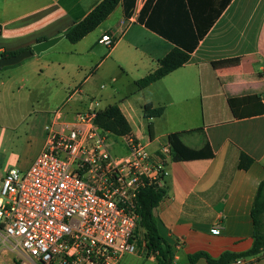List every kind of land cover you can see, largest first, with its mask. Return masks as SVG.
Instances as JSON below:
<instances>
[{
    "label": "crops",
    "instance_id": "0c3cea01",
    "mask_svg": "<svg viewBox=\"0 0 264 264\" xmlns=\"http://www.w3.org/2000/svg\"><path fill=\"white\" fill-rule=\"evenodd\" d=\"M100 1L0 0V52L25 50L64 33ZM104 34L115 38L112 47L98 42ZM53 46L31 55V64L40 65L31 69L32 85L40 86L43 76L65 89L60 106L72 102L79 107L69 106L66 117L96 101L99 108L115 104L130 133L150 150L173 132H182V143L191 148L209 144L212 157L173 161L170 155L166 161V193L155 215L159 233L172 246L174 263L187 264L196 251L217 258L225 251L249 249L250 210L264 178V98L256 97L264 93V0H119L83 38L72 43L64 36ZM175 46L189 52L188 60L138 89L136 80L155 70ZM14 68L18 72L20 67ZM65 72L71 82L54 78ZM94 79L114 84L117 96L104 97L99 90L103 86L98 89ZM76 87L80 91L69 97ZM245 97L232 107L231 99ZM88 101L93 106L88 107ZM148 102L162 106V114L144 118L142 106ZM136 118L151 125V137L134 128ZM156 122H162L161 127ZM43 140L42 130L29 156L18 154L20 168L30 165ZM241 152L253 159L247 169L237 166ZM118 264L159 262L143 247ZM194 264L212 263L199 258ZM241 264H264V250L242 258Z\"/></svg>",
    "mask_w": 264,
    "mask_h": 264
},
{
    "label": "built area",
    "instance_id": "2783aa9c",
    "mask_svg": "<svg viewBox=\"0 0 264 264\" xmlns=\"http://www.w3.org/2000/svg\"><path fill=\"white\" fill-rule=\"evenodd\" d=\"M115 41L98 39L109 48ZM99 109L96 101L68 118L58 106L30 165L0 177V264H118L143 248L137 196L146 186H164L171 147L167 140L150 150L128 133L121 136L126 151L114 155L109 132L94 121Z\"/></svg>",
    "mask_w": 264,
    "mask_h": 264
},
{
    "label": "trees",
    "instance_id": "16d2710c",
    "mask_svg": "<svg viewBox=\"0 0 264 264\" xmlns=\"http://www.w3.org/2000/svg\"><path fill=\"white\" fill-rule=\"evenodd\" d=\"M119 0H101L87 15L73 23L64 34L68 41L74 43L83 38L94 28H96L115 8ZM129 14L127 13V16ZM23 50L12 52H0V56H10L17 54ZM189 58V52L175 46L160 60L158 67L142 78L136 80L135 84L138 89H141L148 84L163 77L170 71L183 65ZM263 97L264 93L256 96ZM245 98L231 99V105L235 108L236 102L245 100ZM264 109V108H263ZM162 106H153L150 102L142 106V115L144 118H155L162 114ZM95 123L105 131H108L117 136H123L131 132V126L119 107L115 104L106 105L100 108L94 119ZM149 136L152 133L150 124L147 126ZM182 132L170 133L167 140L171 147V159L173 161L188 160L195 158H208L213 156V152L208 143H205L201 148L194 149L182 143L180 136ZM151 137V136H150ZM253 159L241 152L238 160V168L247 169ZM164 187L146 186L140 190L137 196V213L139 216L136 233L142 229L145 237V248L147 255H153L159 264H175L174 252L168 241L161 236L158 230V219L155 215V210L160 201L165 195ZM253 221V243L252 246L241 252L225 251L219 257L212 258L205 251H196L189 254L187 264H194L199 258H204L212 264H229L231 261L238 258H246L259 254L264 250V178L258 185L252 207L250 210Z\"/></svg>",
    "mask_w": 264,
    "mask_h": 264
},
{
    "label": "rangeland",
    "instance_id": "374dc122",
    "mask_svg": "<svg viewBox=\"0 0 264 264\" xmlns=\"http://www.w3.org/2000/svg\"><path fill=\"white\" fill-rule=\"evenodd\" d=\"M61 45V44H60ZM54 47V46H53ZM105 52L109 49L104 46ZM35 57V56H33ZM32 56L23 59L21 62L0 68V177L10 167H18V154L21 156H29L35 146V137L39 136L43 130V126L48 119L46 118L48 111L56 109L60 106L65 89L58 88L56 81L49 78H43L40 86L32 85L35 80L31 69H37L39 64H31ZM23 65V66H19ZM14 67H20L14 70ZM22 71L21 69H24ZM43 68V67H42ZM61 73H58V76ZM71 74L65 72L60 78L63 82H71ZM121 78H124L122 75ZM57 80V79H56ZM98 89L101 87L100 93L105 97L106 95L117 96L109 81L97 80ZM4 84V85H1ZM7 88V89H6ZM6 89V90H5ZM97 92V91H95ZM109 100V99H108ZM88 107L93 106L89 101L86 103ZM106 102H99V106L103 107ZM79 108L75 103L66 102L63 109ZM68 118H71L68 117ZM135 129L142 130V133L147 134V120L133 121ZM158 123L161 127L162 122ZM160 125V126H159ZM13 126L15 128H13ZM12 127L11 129H9ZM44 131V130H43ZM164 141L163 139H161ZM125 140L121 136L112 133L107 134V143L110 151L114 154H121L126 151ZM144 142V140H142ZM21 151H23L21 153ZM3 153V154H2ZM23 154V155H22ZM138 246H145V237L142 229L137 232Z\"/></svg>",
    "mask_w": 264,
    "mask_h": 264
},
{
    "label": "water",
    "instance_id": "95a60500",
    "mask_svg": "<svg viewBox=\"0 0 264 264\" xmlns=\"http://www.w3.org/2000/svg\"><path fill=\"white\" fill-rule=\"evenodd\" d=\"M65 36L64 33L44 39L31 45L30 48L25 49L17 54L10 56H0V68L19 63L23 59L30 57L32 54H39L53 45H55L61 38Z\"/></svg>",
    "mask_w": 264,
    "mask_h": 264
}]
</instances>
